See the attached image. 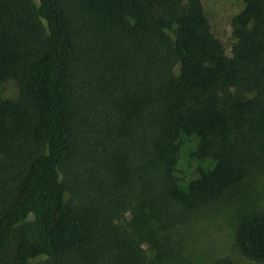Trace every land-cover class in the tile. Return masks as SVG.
<instances>
[{"label":"trees","instance_id":"1","mask_svg":"<svg viewBox=\"0 0 264 264\" xmlns=\"http://www.w3.org/2000/svg\"><path fill=\"white\" fill-rule=\"evenodd\" d=\"M238 1L226 53L201 0H0V264H161L127 221L139 170L170 221L264 171V0ZM231 238L264 264V209Z\"/></svg>","mask_w":264,"mask_h":264},{"label":"rangeland","instance_id":"2","mask_svg":"<svg viewBox=\"0 0 264 264\" xmlns=\"http://www.w3.org/2000/svg\"><path fill=\"white\" fill-rule=\"evenodd\" d=\"M201 4L212 34L228 53L231 43L228 19L239 10L240 2L201 0ZM0 95L3 98L15 97L14 83L0 84ZM147 175L143 169L138 172L139 195L136 201L140 203L127 214V221L139 234L141 246L150 260H159L161 264L166 261L169 264H211L212 259L227 256L233 264H254L244 260L236 251L231 229L237 214L264 209V171H255L234 190L233 198L219 202L208 214L186 217L182 221H170L160 215L150 219V211L142 204L154 196Z\"/></svg>","mask_w":264,"mask_h":264}]
</instances>
